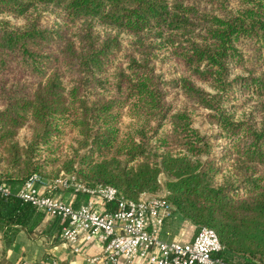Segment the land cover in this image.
<instances>
[{"label":"trees","instance_id":"16d2710c","mask_svg":"<svg viewBox=\"0 0 264 264\" xmlns=\"http://www.w3.org/2000/svg\"><path fill=\"white\" fill-rule=\"evenodd\" d=\"M62 170L133 200L166 171L171 234L208 227L226 262L264 264V0H0V186ZM43 213L0 194L1 230Z\"/></svg>","mask_w":264,"mask_h":264},{"label":"built area","instance_id":"2783aa9c","mask_svg":"<svg viewBox=\"0 0 264 264\" xmlns=\"http://www.w3.org/2000/svg\"><path fill=\"white\" fill-rule=\"evenodd\" d=\"M40 188L69 190L87 194L104 203L114 204L107 211L88 201L78 207L42 194ZM4 197L15 196L32 203L37 210L51 217H59L62 230L58 239L74 253L84 255L90 264H232L219 257L223 245L217 233L208 227H199L191 242H165L161 229L172 215L173 206L165 196L142 193L138 199H128L117 188L109 185L88 186L75 177L53 182L32 175L22 186L10 189L0 186ZM95 241L103 243L100 254L90 255L88 249ZM88 245L86 248H84Z\"/></svg>","mask_w":264,"mask_h":264},{"label":"crops","instance_id":"0c3cea01","mask_svg":"<svg viewBox=\"0 0 264 264\" xmlns=\"http://www.w3.org/2000/svg\"><path fill=\"white\" fill-rule=\"evenodd\" d=\"M40 192L66 203L77 205V207L84 204L81 200H77L74 193L62 189L40 188ZM40 212L43 213V211ZM35 223L36 227L33 232L18 226L13 229H0V264H90L83 254H76L60 243L58 239L62 230L60 222L54 223L53 217L43 213L42 219L36 220ZM166 223L168 222L166 221L161 229V239L165 242L187 243L191 242L196 235L195 226L192 224L180 227L179 234L174 232V235L170 232L175 225L172 226L173 228H169ZM102 249L103 243L95 241L89 247L88 254H100ZM140 262L137 260L132 264H140ZM117 264L127 263L122 258Z\"/></svg>","mask_w":264,"mask_h":264},{"label":"rangeland","instance_id":"374dc122","mask_svg":"<svg viewBox=\"0 0 264 264\" xmlns=\"http://www.w3.org/2000/svg\"><path fill=\"white\" fill-rule=\"evenodd\" d=\"M175 68L179 69V70H178L179 72H177V73L179 74V73H180V67H179L177 64H174V67H172V68H170V67H168V66H164V69H165L167 75L169 76V78H172L173 75L169 74V71H170V70L168 71V69L173 70V69H175ZM174 95L176 96V103H178L179 105H181V103H182V101H183V97H182V96H178V91H174V90H173V92H172V94H171V97L174 96ZM171 97H170V98H171ZM178 98H179V99H178ZM199 112H200L201 115H199V117L196 118V121H197V123H198V126H201L202 129H203V130L205 129L206 131H209V130H212V129L216 128V125H215L214 123H211V124H210L209 122H207V118H206V114H204V113H205L204 110H200ZM202 114H203V115H202ZM202 116H203V120L201 119ZM126 118L128 119V117H126ZM126 118H125V119H126ZM127 119H126V120H127ZM209 125H210V126H209ZM25 133H27V130H26L25 128H23V129L20 130V134H21L22 136H24ZM71 145H72V143H71V137H70V134H68V135L64 138V148H65V150L69 149V148L71 147ZM69 150H70V149H69ZM65 153H69L70 155H73L72 153L67 152V151H65ZM69 177H75L76 179H78V178L76 177V175H74V174H72V173H67V172H65L64 170H62V171L60 172V176H59L58 179H60V178L66 179V178H69ZM158 177H159V182L161 183L160 185H161L162 190H160V191L157 192V193H152V192H148V193L153 194V195H160V196H165V197H166V195H167V185H166V183H167V181H170L172 178H171V176H170L166 171H161V172L159 173ZM78 181H79V179H78ZM80 182H81V183H84L83 181H80ZM84 184H85V183H84ZM170 203H171V202H170ZM171 205L173 206L172 203H171ZM173 210H174V206H173ZM190 224H191V223H190ZM184 226H187L186 223H185L184 221H182L181 223H178L177 230L175 231L176 234H179V232H180V231H179L180 227H184ZM192 226H193V224H192ZM198 229H199V227L195 226V231H196V232H197ZM178 231H179V232H178ZM174 235H175V233H174Z\"/></svg>","mask_w":264,"mask_h":264}]
</instances>
